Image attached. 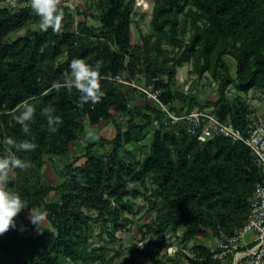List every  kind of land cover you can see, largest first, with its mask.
Listing matches in <instances>:
<instances>
[{
	"label": "trees",
	"instance_id": "obj_1",
	"mask_svg": "<svg viewBox=\"0 0 264 264\" xmlns=\"http://www.w3.org/2000/svg\"><path fill=\"white\" fill-rule=\"evenodd\" d=\"M3 1L0 156L6 154V136L37 145L34 151L16 153L32 166L11 173L12 190L30 208L46 210L48 226L35 233L25 217L29 209H23L15 218L16 228L0 235V264H120L106 256V246H93L92 228L98 223L101 233L115 238L125 226L124 215L133 212L137 194L148 186L147 212L153 217L139 230L152 238L181 232L188 249L180 247L172 255L151 248L141 251L150 256V264H182L183 258L187 264H231L230 259H215L218 246L200 238L231 236L248 218L252 193L262 180L250 148L218 135L201 142L183 124L171 130L163 109L126 82L153 84L161 90L162 102L175 103L178 68L190 63V74L218 81L220 96L205 104L191 97L187 110L211 108L220 120L246 134L248 113L256 109L242 94L252 89L264 92V0H154L152 31L142 33L136 43L132 24L137 0H88L89 13H84L95 20L93 24L76 20L83 14L80 8L63 0L59 33L49 29L18 37L12 34L39 23V17L30 0L17 7ZM182 23L189 26L188 40L181 36ZM226 57L236 63V78L231 77ZM73 59L93 67L101 62L105 95L100 103L78 107L80 94L75 89L44 94L54 81H63ZM234 83L241 94L232 99L226 89ZM25 99L36 109L27 134L14 119L23 111L14 109ZM46 106L62 119L56 132L49 130L41 114ZM101 121L114 126L115 136L99 133V140H92L86 126ZM144 138L148 142L141 157L127 159L123 150ZM80 141L86 142L84 151L62 167L64 179L57 184L43 181L45 164L58 168L55 158L68 157L71 146ZM97 146H108V152L102 154ZM127 264L143 263L132 259Z\"/></svg>",
	"mask_w": 264,
	"mask_h": 264
},
{
	"label": "rangeland",
	"instance_id": "obj_2",
	"mask_svg": "<svg viewBox=\"0 0 264 264\" xmlns=\"http://www.w3.org/2000/svg\"><path fill=\"white\" fill-rule=\"evenodd\" d=\"M63 0H61V3ZM68 2V1H67ZM154 0H137L136 9L134 13V22L132 24L133 32V42L136 43L140 40L142 33H148L152 31L150 24L152 17V5ZM76 7L80 8L81 14L76 17V20L86 19L89 23H95V20L91 16H86L84 12H88L87 5L88 0H76L73 2ZM39 31V23L29 24L26 27L20 29L19 31L12 34V37H18L20 35H34ZM189 26L185 23L181 25V36L186 40L190 36ZM225 61L229 67L231 77L236 78V63L230 58L226 57ZM191 69L190 63H184L178 68L175 83V94L177 108L186 109L188 107V100L191 97L196 98L200 104H205L207 101H215L220 96L219 83L216 80H212L211 77L199 78L198 75L190 74ZM236 83V82H235ZM228 87L226 93L232 99L241 94L236 84ZM253 106H255L256 111L264 113V92L256 89H252L248 94H242ZM143 102V101H141ZM86 130L92 140H99V133L105 137L113 138L115 136L114 126L107 121H101L97 125H87ZM148 142V138H144L139 144L128 145L125 150H123V155L127 159H135L141 157L145 152L144 145ZM86 142L80 141L77 145H72L70 148V153L68 157L65 158H55V163L58 165L56 168L50 162H47L43 168V181H49L54 184L62 181L64 179L60 172L62 167L70 161H73L78 155L82 154L84 151V146ZM99 152L105 154L108 152V146L102 148L101 146L96 147ZM11 181L9 182V187L12 189L14 185V178L11 176ZM149 186L141 188V192L137 194L135 198L136 205L133 212L125 214L123 228L118 229L115 232V238H110L107 232L101 229L98 223H96L92 228V244L93 246H106V256L114 263L127 264L130 260L135 259L143 264H150L151 259L149 255L141 253V251H147L151 248L153 251H159L161 254L167 252L168 255L174 254L180 247L184 248V242L181 240V232L178 235L167 234L161 237L152 238L150 236L144 237L139 228L143 223L149 222L152 219V214L148 213V204L145 197L148 195ZM53 194V193H52ZM26 220L28 222V213L25 214ZM44 226H48V221ZM35 233H39L35 230ZM251 233H248L246 239L249 240ZM204 243L216 247L221 237L212 236L209 238H200ZM157 242L166 244L165 246H160ZM191 241L188 245L192 246ZM186 251L187 248H184ZM182 264H187L185 258L182 259ZM223 264V263H222Z\"/></svg>",
	"mask_w": 264,
	"mask_h": 264
},
{
	"label": "built area",
	"instance_id": "obj_3",
	"mask_svg": "<svg viewBox=\"0 0 264 264\" xmlns=\"http://www.w3.org/2000/svg\"><path fill=\"white\" fill-rule=\"evenodd\" d=\"M76 0L66 2L72 8ZM28 3V0H4L3 3L11 7H17ZM117 81L125 82L119 77ZM138 90L146 93L165 112V124L171 130H177L180 124L185 129L198 137L199 141L206 142L215 136H222L234 142L240 141L248 146L255 157L261 170L262 180L258 182L250 199V211L245 222L237 227L234 234L227 236L221 234L218 250H213L215 259L231 264H264V113L251 111L248 113L249 125L244 134L239 128L230 122L222 121L211 108H195L191 111L176 107L175 103H164L161 100V90L155 89L153 84L148 86L136 82H126ZM156 123V122H155ZM251 233L249 240L246 239Z\"/></svg>",
	"mask_w": 264,
	"mask_h": 264
},
{
	"label": "clouds",
	"instance_id": "obj_4",
	"mask_svg": "<svg viewBox=\"0 0 264 264\" xmlns=\"http://www.w3.org/2000/svg\"><path fill=\"white\" fill-rule=\"evenodd\" d=\"M61 0H30V7L33 13L39 17V31L47 32L51 29L54 33H59L62 28L64 12L60 8ZM101 62L97 61L95 67L88 64L83 59H73L69 65V71H65L63 81H54L50 88L45 91V95L56 90L67 89L69 93L75 89L79 95L78 107L83 108L85 104L96 105L101 102L105 93L100 84ZM23 109L19 116H14L17 123L22 126L24 133H29V121L34 120L36 109L29 100L25 99L14 111ZM51 106L42 109L41 114L47 118L49 130L56 132V125L62 123L59 116L53 115ZM89 138L90 134H89ZM3 144L6 154L0 156V235L5 234L10 229L16 228L15 218L23 209H29L28 219L35 226L38 232L44 226L47 218V211L40 208H30L26 200L8 185L11 181V173L15 169L27 170L32 165L30 161L22 159L16 155L17 152H31L37 148L34 142L28 140L16 141L11 137H5ZM24 230L23 225L20 228Z\"/></svg>",
	"mask_w": 264,
	"mask_h": 264
}]
</instances>
